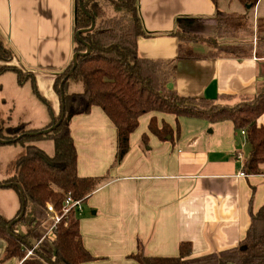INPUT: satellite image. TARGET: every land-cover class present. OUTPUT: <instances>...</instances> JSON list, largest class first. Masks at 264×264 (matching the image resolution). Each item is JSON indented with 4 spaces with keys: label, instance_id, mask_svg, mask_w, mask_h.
Masks as SVG:
<instances>
[{
    "label": "crops",
    "instance_id": "crops-1",
    "mask_svg": "<svg viewBox=\"0 0 264 264\" xmlns=\"http://www.w3.org/2000/svg\"><path fill=\"white\" fill-rule=\"evenodd\" d=\"M136 1L142 24L151 33L138 38V54L172 63L168 86L179 95L233 104L254 94L264 81L263 58L202 55L211 48L203 43L199 47L204 49H197L201 53H194L198 57L179 56L186 44L170 33L185 29L184 21L209 23L218 11H227L230 0ZM75 5V0H0V36L13 54L11 64L30 72L35 86L31 82V90L27 79L19 83L14 71H3L0 107L9 99L4 112L10 116L17 106L26 110L32 129L51 121L47 104L55 115L59 113L54 81L75 53ZM256 6L254 19L260 17ZM67 87L69 92L83 89L73 81ZM31 91L44 101L34 100ZM151 117L159 127L162 122L175 126L172 113L142 114L129 135L127 153L115 164V127L104 111L92 106L88 113L69 115L77 174L105 176L79 212L81 241L93 256L81 264H136L130 255L137 248L146 256H177L181 242L189 243V257L233 248L244 238L251 212L264 203V161L256 173L244 169L250 147L231 120L180 116L178 135L159 139L148 129ZM257 124L264 125V115ZM18 209L14 214L11 209L6 219ZM4 247L0 239V259ZM0 264L18 260L12 257Z\"/></svg>",
    "mask_w": 264,
    "mask_h": 264
},
{
    "label": "trees",
    "instance_id": "trees-1",
    "mask_svg": "<svg viewBox=\"0 0 264 264\" xmlns=\"http://www.w3.org/2000/svg\"><path fill=\"white\" fill-rule=\"evenodd\" d=\"M238 1L245 11H218L215 17L217 29H227L225 25L233 30L247 27L249 36H252L253 22L249 23L247 10L258 0ZM75 3L74 32L88 28L92 19L95 24L92 29L81 32L79 40L74 38L75 52H85L86 45L89 52L78 55L75 66L71 60L55 78L54 87L60 96L59 113L55 115L47 104L51 121L45 127L32 129L24 124L16 127L5 124L0 112V139L24 147L23 154L16 160L14 174L0 180V184L9 183L16 187L15 183L18 184L24 197V204H20L12 218L0 215V239L5 242L1 261L13 257L18 264H81L93 259L82 244L76 208L63 214L48 235H45L47 226L44 224L49 217L48 203L54 206L57 214H61L67 196L84 202L105 180V176L81 177L76 172V150L67 117L88 113L92 106H99L115 127V164L127 153L129 135L137 127L139 116L151 111L175 115L174 128L165 122L159 127L156 118L151 117L148 129L159 139L172 137L174 132L178 135L177 119L180 116L204 118L210 122L229 119L237 131H244L250 147L244 169L256 173L260 170L258 164L264 161V125L257 124V118L264 115V81L258 84L254 94L233 104L216 98L179 95L168 86L173 64L138 54V38L151 33L142 24L136 0H75ZM255 23L254 49L251 43L242 44L244 41L228 47L220 44L217 37L213 38L214 41L203 37L202 41L209 43L212 49L220 47L221 52H216L218 55L264 59V16L257 17ZM170 34L177 36L181 43L197 39L182 29ZM179 56L195 58L199 55L180 50ZM12 58L10 48L0 36V73L12 70L19 83L30 78L35 88L32 74L12 65ZM71 81L81 83L82 91L69 92L67 86ZM53 124L57 125L44 132ZM41 138L52 141L53 153L49 157L33 143ZM21 210L24 212L22 217L14 221ZM250 219L244 238L233 248L189 257V243L181 242L177 256H146L140 248L130 256L136 264H264V203L256 212H251ZM38 240L40 243L32 254L26 256L27 250Z\"/></svg>",
    "mask_w": 264,
    "mask_h": 264
},
{
    "label": "rangeland",
    "instance_id": "rangeland-1",
    "mask_svg": "<svg viewBox=\"0 0 264 264\" xmlns=\"http://www.w3.org/2000/svg\"><path fill=\"white\" fill-rule=\"evenodd\" d=\"M226 3V2H225ZM227 11L229 12H239L242 13L244 12V6L238 1V0H230V2L228 3V8H225ZM247 10V8H246ZM255 9L250 7L248 8L247 11H249L248 16L250 15V17L248 18L249 23L252 21L253 22V35L249 36V30L247 31V27H244L242 30L240 28H237L235 30H233L231 27L226 26L225 27L227 29H225L224 27L217 29V23H216V18H212L210 21H208L209 23L203 22V21H193V20H189V21H184L185 24L187 25V27H184L185 29L184 32H188L189 34L196 36V40L193 42H184V44H186V46H184L181 51L183 53H198L200 54L201 52H197V49H201L202 47H199V44L203 43V47H207V45L209 43H204L202 41L203 35L204 36H210V40L214 41L215 39H213L214 37H217V40L220 44H225L224 47H228V46H232V43H240L243 42L242 44H247V43H251L252 44V48L254 49L255 47V37H256V33H255V26L254 24H256V19L255 18ZM256 13L259 14V16H264V15H260V14H264V0H258L257 2V6H256ZM213 20V21H212ZM211 23V25H210ZM222 24V23H219ZM208 29H211L210 32H207ZM197 33V34H194ZM207 35H206V34ZM202 34V35H201ZM234 35V36H233ZM212 37V38H211ZM208 39V41H209ZM246 40V41H245ZM211 44V43H210ZM214 47V46H213ZM202 48V49H204ZM215 48L217 49H212L209 48L207 50L204 51V53L202 52V55H206V54H216V52H219L220 47L215 46ZM201 49V50H202ZM221 52V51H220ZM31 81L30 78L27 79V85L31 88L30 86ZM32 90V88H31ZM80 90V88H79ZM33 93H31V95L33 96L34 100L38 101V102H42V100L44 101L43 97L39 96L38 94H36L34 91H31ZM5 100V99H4ZM10 102L9 99L5 100V103L1 102V114L5 119V124L7 125H14L15 122L17 120H20L18 125H22L24 124L25 127L27 128H32L31 124L28 122L27 116H29L28 112L22 108H20V106H17L16 109H12L11 111V116L9 115V111L8 113V118H7V113L4 112L6 110L7 107V103ZM43 104H45L43 102ZM44 106V105H43ZM45 108V106H44ZM204 119V118H202ZM49 121V118H48ZM47 121V122H48ZM10 143V142H8ZM33 143L35 145H37L44 153L47 157L51 156L53 153V144L52 141L48 138H41L38 140H34ZM10 144H15V143H10ZM16 146H20L19 143H17V145H8L7 143H1L0 142V180L3 178H6L12 174H14L15 172V163L16 160L19 156H21L24 152V148L22 147V145L20 146V150L17 149L15 150L14 148H16ZM19 148V147H18ZM15 151V152H14ZM16 185V183H15ZM9 203H12V207L8 208L7 206L9 205ZM21 204V197H20V193L17 189L16 186L14 185H7V186H1L0 185V212L3 213L1 214L3 217L7 218L6 215H9V213H11V209H14L13 214L16 212V210L20 207ZM82 207H83V202H82ZM11 214V215H13ZM10 217V216H8ZM47 226L50 225V221H47L46 223ZM21 233L23 232V229L19 230ZM27 254V252H26ZM25 254V255H26Z\"/></svg>",
    "mask_w": 264,
    "mask_h": 264
},
{
    "label": "built area",
    "instance_id": "built-area-1",
    "mask_svg": "<svg viewBox=\"0 0 264 264\" xmlns=\"http://www.w3.org/2000/svg\"><path fill=\"white\" fill-rule=\"evenodd\" d=\"M243 132L244 131H242V133ZM240 175H244V172H240ZM71 208H76L80 212L82 209V201L80 199H72L70 196H67L63 201V207H62L61 214L56 213L55 208L52 204L50 203L47 204L46 209H47V213L49 214V217L47 218L46 221H44V224H46L47 221H50V225L49 226L46 225L47 228H46L45 235H48L49 233H51L52 228L57 222H59L61 216L65 214L66 212H68ZM39 243H40V240L36 241L35 244L27 250L26 256L32 254V251L35 249V247Z\"/></svg>",
    "mask_w": 264,
    "mask_h": 264
},
{
    "label": "water",
    "instance_id": "water-1",
    "mask_svg": "<svg viewBox=\"0 0 264 264\" xmlns=\"http://www.w3.org/2000/svg\"><path fill=\"white\" fill-rule=\"evenodd\" d=\"M94 24H95V23H94V21H93V19H92V21H91V25H90L88 28H85V29H79V30H77V31L75 32V37L79 40V34H80L81 32H85V31H87V30L92 29V28L94 27ZM88 52H89V46H88V45H86V51H85V52H75V53L73 54V58H72L73 66H75L76 58H77L78 55H82V54H85V53H88ZM67 118L69 119V116H68ZM56 125H57V124H53V125H51L49 128L45 129L44 132H48V131H50V130L53 129ZM0 142H1V143H8L9 141L0 139ZM0 185H1V186H7V185H11V184H9V183H2V184H0ZM16 185H17V187L19 188V193H20V197H21V203L24 204V197H23V195H22V190H21V188H20V186H19L18 184H16ZM23 213H24L23 210H21L20 213L18 214V216L14 219V221H16V220H18L20 217H22ZM9 225H10V224H9Z\"/></svg>",
    "mask_w": 264,
    "mask_h": 264
}]
</instances>
